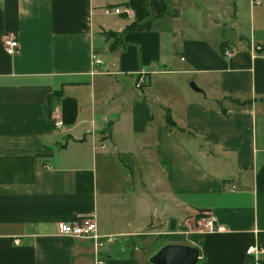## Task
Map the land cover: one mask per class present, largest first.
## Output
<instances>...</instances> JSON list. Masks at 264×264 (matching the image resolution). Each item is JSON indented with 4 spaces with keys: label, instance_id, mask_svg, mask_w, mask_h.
<instances>
[{
    "label": "crops",
    "instance_id": "crops-1",
    "mask_svg": "<svg viewBox=\"0 0 264 264\" xmlns=\"http://www.w3.org/2000/svg\"><path fill=\"white\" fill-rule=\"evenodd\" d=\"M84 214L111 242L59 233ZM173 235L197 264L264 239V5L0 0V264H149Z\"/></svg>",
    "mask_w": 264,
    "mask_h": 264
},
{
    "label": "built area",
    "instance_id": "built-area-1",
    "mask_svg": "<svg viewBox=\"0 0 264 264\" xmlns=\"http://www.w3.org/2000/svg\"><path fill=\"white\" fill-rule=\"evenodd\" d=\"M251 4L254 6H263L264 0H251ZM111 10L105 9V13L109 14ZM114 14H121L119 9L113 11ZM124 14L129 15L128 11H124ZM2 46L5 53L10 57H15L20 53V45L17 38L13 36H5L2 39ZM251 49L255 52L254 46ZM223 56L227 59L233 56L231 51H225ZM92 63L94 66L98 67L101 65L100 60L95 55H92ZM145 83V78L143 74L138 75V79L135 83V89L141 90ZM57 128L62 126L61 121L55 123ZM59 233L63 236L83 239V240H94L96 246L102 247L104 243L111 242L110 238H100L97 236V227L94 218L89 214L78 215L69 222H61L58 224ZM222 227L217 223L214 217H209L204 220L202 226L203 233H220ZM246 264H264V239H255L250 245L247 246L245 250ZM97 264H104L102 260H99Z\"/></svg>",
    "mask_w": 264,
    "mask_h": 264
},
{
    "label": "water",
    "instance_id": "water-1",
    "mask_svg": "<svg viewBox=\"0 0 264 264\" xmlns=\"http://www.w3.org/2000/svg\"><path fill=\"white\" fill-rule=\"evenodd\" d=\"M190 88L199 92L194 83L190 84ZM199 251L195 247L170 244L159 249L149 259V264H197Z\"/></svg>",
    "mask_w": 264,
    "mask_h": 264
},
{
    "label": "rangeland",
    "instance_id": "rangeland-1",
    "mask_svg": "<svg viewBox=\"0 0 264 264\" xmlns=\"http://www.w3.org/2000/svg\"><path fill=\"white\" fill-rule=\"evenodd\" d=\"M254 48H256L258 50L260 47L258 48L256 46H254ZM159 215H160V212L158 214V217H159ZM165 217L163 218L164 221H165V227H166L165 229H168L167 226H169L168 225L169 220L167 219V216H165ZM174 219H176V218H174ZM174 238H175V240H174ZM191 240H192L191 238H189V237L187 238V237H185L183 235L182 236L181 235H179V236L173 235V236H168V237H166V236H159V237H157L155 239L154 242L150 243V245H149L150 247H146L145 250L146 249H149V250H153L154 251V250H157L160 247H164V246L170 245V244H181V245L190 246L191 245V243H190ZM192 247H193V245H192Z\"/></svg>",
    "mask_w": 264,
    "mask_h": 264
},
{
    "label": "trees",
    "instance_id": "trees-1",
    "mask_svg": "<svg viewBox=\"0 0 264 264\" xmlns=\"http://www.w3.org/2000/svg\"><path fill=\"white\" fill-rule=\"evenodd\" d=\"M104 36H105L107 39H108V38H115V40H114L115 42L120 41V39H116V36H118V35H115V34H113V33H106V34H104ZM110 48H111V49H114V48H115V45L112 44ZM254 50H255V53H261V52L263 51V46H261V48L258 49V50H257L256 48H254ZM61 95H62V92H58V93L53 94V95L48 99V104H49L51 98H53V97H60ZM228 100H230L232 104H234V105H238V106H241V107H242V106H246V105L248 104V103H246V102L241 103V102H239L238 100H233V99H228ZM165 120H166V123L168 124V126H170V127H174V123L172 122V120H171V118H170L169 112L166 113ZM166 237H168V236H166ZM174 240H175V238H174Z\"/></svg>",
    "mask_w": 264,
    "mask_h": 264
}]
</instances>
